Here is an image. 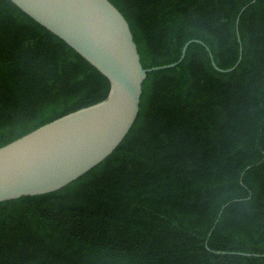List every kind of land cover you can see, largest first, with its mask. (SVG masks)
<instances>
[{
  "label": "trees",
  "instance_id": "16d2710c",
  "mask_svg": "<svg viewBox=\"0 0 264 264\" xmlns=\"http://www.w3.org/2000/svg\"><path fill=\"white\" fill-rule=\"evenodd\" d=\"M109 1L147 68L203 43L148 72L145 107L104 160L0 205V264H264L213 252L264 254V0ZM239 46L233 70L212 67L209 52L225 69ZM108 91L75 50L0 0V147Z\"/></svg>",
  "mask_w": 264,
  "mask_h": 264
},
{
  "label": "water",
  "instance_id": "95a60500",
  "mask_svg": "<svg viewBox=\"0 0 264 264\" xmlns=\"http://www.w3.org/2000/svg\"><path fill=\"white\" fill-rule=\"evenodd\" d=\"M10 1L98 70L108 80L109 91L104 99L0 147V205L56 191L104 160L145 107L148 72L174 67L191 42L203 43L190 39L183 44L178 60L147 68L128 22L109 0ZM237 40L240 42L238 34ZM209 57L215 70L229 72L240 61L241 46L230 68L218 67L210 52Z\"/></svg>",
  "mask_w": 264,
  "mask_h": 264
}]
</instances>
